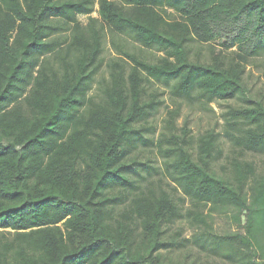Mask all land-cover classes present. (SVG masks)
<instances>
[{"label": "trees", "instance_id": "1", "mask_svg": "<svg viewBox=\"0 0 264 264\" xmlns=\"http://www.w3.org/2000/svg\"><path fill=\"white\" fill-rule=\"evenodd\" d=\"M260 56L264 0H0V264H187L182 229L168 230L185 217L201 248L264 264V167L245 157L264 151V94L245 81ZM154 82L242 103L222 133L176 132L170 109L154 144ZM149 144L161 165L134 153ZM228 211L237 229L216 232Z\"/></svg>", "mask_w": 264, "mask_h": 264}, {"label": "rangeland", "instance_id": "2", "mask_svg": "<svg viewBox=\"0 0 264 264\" xmlns=\"http://www.w3.org/2000/svg\"><path fill=\"white\" fill-rule=\"evenodd\" d=\"M95 7V9H97V5ZM91 15L93 17H98L96 10ZM87 17V15L80 14L78 19L85 23L87 21ZM104 29L106 35L102 55L108 59L109 57L115 55V53L110 42L111 34L106 27ZM198 47L199 46L194 45V51ZM199 48L202 56L208 55L209 49L207 45L200 46ZM142 53L151 60L159 55L153 50H142ZM103 74L104 68L101 69L96 77L98 78ZM245 81L247 85L251 87L253 92H261L264 94V56L254 59L247 67ZM150 89H156L160 92L161 94L159 99L163 101L159 109L153 114V116L148 118L146 123V126L148 127L146 136L150 138L154 144L156 143L160 133L165 130V119L167 118L168 111L170 109H174L176 107L179 108V115L175 121L177 127L176 132H179L180 127L185 124L194 135H197L209 128H214L216 131L222 133L224 129L223 113L227 109L228 105H238L242 103L241 100L235 98L229 100L217 99L210 103H204L196 96H192L191 98H174L170 95L169 87L162 82H154ZM96 90L97 84L95 83L90 94H95ZM154 144H149L143 147L140 146V148H137L134 153H138V158L144 162H148L152 165H161L162 156L158 153ZM223 148L224 156L218 161L219 164L226 162L229 155H231V147L228 142H223ZM245 157L254 160L258 166L264 167V151L256 153L249 152L245 155ZM154 176L156 175L153 173V177ZM189 205L190 203L186 202V207ZM231 215V211H228L227 213H213V226L216 232L223 234L237 229V225L233 222ZM177 228L182 229L183 236L185 238L184 243L188 245V247L192 248L191 254L185 253L182 249L179 250L181 251L180 257H182L183 254L186 256L185 261L187 264H190L193 257H197L195 264L199 262L201 264H232L227 258L223 257L218 252H212L206 248L203 249L192 241V235L194 231H196V228L188 218L185 217L176 220L172 223V225H170L168 230L171 231ZM179 251L173 250L167 254L176 258L180 255Z\"/></svg>", "mask_w": 264, "mask_h": 264}]
</instances>
